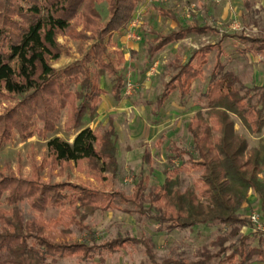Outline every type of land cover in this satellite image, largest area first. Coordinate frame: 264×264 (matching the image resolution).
<instances>
[{"label": "trees", "instance_id": "obj_1", "mask_svg": "<svg viewBox=\"0 0 264 264\" xmlns=\"http://www.w3.org/2000/svg\"><path fill=\"white\" fill-rule=\"evenodd\" d=\"M143 0H0V97L19 96L18 101L0 113V149L15 137L25 141L34 134L45 137L56 131L61 112L67 109L66 131L78 130L71 143L58 136L47 143V159L32 166L28 177L12 172H0V264H58L59 258L76 257L79 261L98 259L104 264L105 254L122 249L127 243L140 245L150 264H247L259 258L264 261V236L258 235V244L251 245V234L242 235L243 226H251L241 209L253 192L260 201L264 215V135L256 146L249 147L245 137L235 131L236 117L251 135H260L264 129V85L245 87L238 75L227 70L222 59L221 43L235 37L241 43L240 53L264 52V37L223 33L213 43L193 50L183 61L176 56L169 65L173 68L168 81L156 98L155 107L161 108L176 91L181 98L189 95L193 82L203 76L208 54L216 47L214 63L203 94V105L191 117L187 130L193 141L196 159L192 166L200 170L194 188L183 191L180 171L184 169V155L191 154L173 147V156L181 164L173 171L164 170L160 185L148 187V176L140 177L131 194L122 191L107 192L100 188L69 180L49 182L54 173L63 174L73 165L78 172L85 168L95 184L105 183L118 171L117 132L114 119L109 117L100 131L84 127V118L93 121L102 96L106 93L101 78L111 77V95L119 103L125 78L120 72L124 62L122 51L114 50L113 34L124 30L136 7ZM107 4L108 16L103 21L97 5ZM163 16L175 20L169 11ZM218 30L194 21L178 26L167 33H155L147 49L149 61L166 46L190 35H203ZM58 36L75 41H93L80 61L61 70L52 66L62 54ZM16 61L13 67L11 63ZM40 126L35 128L36 124ZM148 152L144 157L148 158ZM148 189L147 194L145 193ZM149 201L155 213L145 210ZM25 202L33 212L25 219L20 204ZM125 205V206H122ZM127 205H132L131 209ZM57 210L55 217L45 218L48 210ZM137 211L166 225L165 229H192L204 224L229 227L210 242L217 247L211 252L201 247L198 260L154 259L155 245L150 238L130 235L116 236L97 243L93 232L84 221L97 211ZM150 210V208H149ZM88 232V240L70 239L71 226ZM230 238H235L224 246Z\"/></svg>", "mask_w": 264, "mask_h": 264}, {"label": "rangeland", "instance_id": "obj_2", "mask_svg": "<svg viewBox=\"0 0 264 264\" xmlns=\"http://www.w3.org/2000/svg\"><path fill=\"white\" fill-rule=\"evenodd\" d=\"M103 21L107 19V4L97 5ZM160 10L169 11L175 16V20L163 16ZM197 21L200 25L216 28L217 33L207 32L203 35H190L187 38L168 45L158 52L149 61L147 49L154 38L155 33H167L178 26H186ZM135 23L134 27L130 24ZM130 26L131 34L127 37L126 31ZM223 33L244 35L248 37H264V0H143L138 4L134 15L127 27L113 34L114 48L109 49V57L115 58L114 50L122 51L124 62L119 69L125 78L122 90V100L115 103L111 95L112 84L110 76L101 78V86L105 90L98 109L96 118L89 121L84 118V127L100 131L107 124V118H114L117 138L118 171L114 176L106 174L105 183L95 184L87 170L78 172L70 165L65 168L63 174L54 173L52 178L43 177L45 181L56 182L69 180L75 183L86 184L100 188L102 185L107 192L122 191L131 194L140 177L148 176V187L160 185L164 179V170L173 171V167L181 164L178 158L173 156V147L186 150L193 160L186 161L185 168L180 171L179 189L194 188L200 170L192 166L197 158L193 151V141L187 130V125L194 112L203 105V94L206 90L216 47L208 54V62L203 67V76L192 84L189 95L181 98L174 91L161 108L155 107L156 98L161 93L163 84L168 81L173 68L169 63L180 57L187 60L193 50L204 45L217 42ZM127 37V38H126ZM62 45V54L53 62L52 66L61 70L77 61H80L93 41H75L67 36H58ZM248 43H241L235 37L224 38L221 48L224 51L222 59L226 69L233 71L240 78L245 87L253 84L264 85V52L254 55L251 52L240 53L238 48H244ZM11 65L14 67L16 61ZM19 96L0 97V113L13 106ZM67 117V109L63 110L56 124L54 133L40 137L34 134L31 138L22 141L18 137L0 149V172L14 173L20 177H28L32 173V166L40 164L47 159V141L58 136L71 143L78 130L66 131L64 123ZM235 122V131L247 139L249 147L256 146L258 137L264 135V129L260 135L249 134L239 120L232 116ZM40 126L36 124L35 128ZM148 152V158L144 152ZM148 189L146 190V194ZM125 206V205H122ZM0 207H6L0 200ZM127 207L133 209L132 205ZM25 219H31L33 212L28 205L20 204ZM145 210L150 214L155 211L149 201L144 203ZM150 208V210H149ZM258 213L257 223L252 222L250 216ZM241 214L249 219L251 226H243L240 234H251V245L258 244V235L264 236V215L260 207L258 197L251 192L249 200L241 209ZM57 210H48L45 218L55 217ZM84 223L89 231L94 234V241L101 243L116 236L130 235L138 238H150L155 245L154 259L157 262L163 260H198L201 247H207L211 252H216L217 247H212V242L221 232H228L229 227L218 224H204L192 229H170L167 231L164 225L158 223L146 215H140L137 211L126 213L120 210L97 211L88 217ZM257 233V236H254ZM70 239L75 242L88 240L87 230L81 231L71 226ZM235 238H230L224 243L228 246ZM264 247V245H263ZM214 259L210 264H216ZM263 263L255 258L247 264ZM58 264H98V259L82 262L76 257L59 258ZM104 264H150L144 253V249L137 244L127 243L115 253L105 254Z\"/></svg>", "mask_w": 264, "mask_h": 264}, {"label": "built area", "instance_id": "obj_3", "mask_svg": "<svg viewBox=\"0 0 264 264\" xmlns=\"http://www.w3.org/2000/svg\"><path fill=\"white\" fill-rule=\"evenodd\" d=\"M132 27H134V25H135V23H131L130 24ZM132 34V33H131ZM130 34V35H131ZM133 35V34H132ZM250 219H251V221L252 222H256L257 223V221L259 220V215H258V213H256V212H254L251 216H250Z\"/></svg>", "mask_w": 264, "mask_h": 264}, {"label": "crops", "instance_id": "obj_4", "mask_svg": "<svg viewBox=\"0 0 264 264\" xmlns=\"http://www.w3.org/2000/svg\"><path fill=\"white\" fill-rule=\"evenodd\" d=\"M129 29H130V26H129L128 30L126 31V33H125V35H127V37L130 35V34H128V32L130 31ZM176 29H177V28H176ZM130 36H131V35H130ZM127 37H126V38H127ZM180 41H181V40H180ZM175 43H176V42H175ZM172 44H173V43H172ZM170 45H171V44H170ZM166 47H167V46H166ZM121 100H122V99H121ZM101 101H102V100H101ZM120 102H121V101H120ZM120 102H119V103H120ZM100 103H101V102H100ZM115 103H117V102H115ZM119 103H117V104H119ZM99 107H100V104H99ZM99 107H98V109H99ZM109 117H112V116H109ZM109 117H108V118H109ZM108 118H107V120H108ZM112 118H113V117H112ZM113 119H114V118H113ZM250 193H251V192H250ZM249 196H250V194H249ZM210 263H211V262H210ZM210 263H209V264H210ZM216 264H218V261H217ZM224 264H229V263H224ZM232 264H240V263L235 262V263H232ZM258 264H263V263H258Z\"/></svg>", "mask_w": 264, "mask_h": 264}]
</instances>
